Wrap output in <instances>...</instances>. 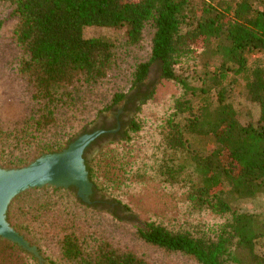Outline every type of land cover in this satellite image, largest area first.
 Here are the masks:
<instances>
[{"label": "trees", "instance_id": "16d2710c", "mask_svg": "<svg viewBox=\"0 0 264 264\" xmlns=\"http://www.w3.org/2000/svg\"><path fill=\"white\" fill-rule=\"evenodd\" d=\"M2 10L0 35L10 20L11 61L30 101L26 121L6 132L12 143L2 150L3 166H23L80 134L116 128V119L100 127L97 118L119 103L137 114L157 96L156 82H146L153 64L160 80L178 88L153 131L151 164L133 163L141 147L135 150L132 141L143 121L121 116L117 129L100 134L83 152L94 188L89 203L73 185L30 188L11 202V224L50 264L51 247L74 264H178L118 242L99 228L95 214L131 226L147 248L197 264H264L254 252L264 238V219L236 206L264 194V62H248L249 54L264 50V0H0ZM92 25L124 27L127 45L150 47L149 58L133 65L128 89L113 91L99 105L90 103L118 63L117 45L84 37V27ZM238 86L258 106L255 121H242L230 100ZM190 136H209L215 146L197 153ZM13 147L19 154L11 157ZM143 183L179 192L191 212L212 220H141L110 193L114 186L136 189ZM32 260L0 237V264Z\"/></svg>", "mask_w": 264, "mask_h": 264}, {"label": "rangeland", "instance_id": "374dc122", "mask_svg": "<svg viewBox=\"0 0 264 264\" xmlns=\"http://www.w3.org/2000/svg\"><path fill=\"white\" fill-rule=\"evenodd\" d=\"M0 15L4 16L5 11L2 10ZM8 21L5 23V27L2 30L3 32L0 35V165L5 168L11 167L2 165V150L6 148L7 145L12 143L8 137V133L6 135V132L19 127L24 121H26L30 113V101L28 99V93L25 90L24 82L18 75L16 65L11 61V57L14 56V42L12 40L11 24ZM83 35L86 38L96 36L104 37L115 42L117 45L116 55L118 63L112 70L108 79L105 81V84L98 90L97 97H95L90 103V105H92L98 101L99 105L101 104V101L107 100L113 91L128 89L133 65L140 60L149 58L150 47L147 42H144L139 47L127 45L125 43L126 34L124 27L114 28L94 25L85 26L83 29ZM253 59H258L264 62V50L248 55V62ZM189 73L194 74L192 70H189ZM147 81L156 82L158 87L157 96L154 101L143 106L137 114L136 112L131 113L129 111H124L122 106L123 104L119 103L115 110L110 109L104 111L97 118L99 124L106 121V119L114 120L115 115H120L119 117L122 116L123 119L135 117L137 120L139 119L143 121L144 126L137 135V138L132 141L134 142L135 150L137 147H141L138 153L132 155L133 157L135 156V161L133 162L134 164H140L144 161L149 162L150 164L152 163L150 156L152 147L154 146L151 142L156 136H154L153 131L156 130L157 126H160L159 123L161 122V118L164 117L170 109L172 97L178 91L175 84L162 79L160 80L157 64H153L151 66L149 75L146 79V82ZM230 100L235 109L238 111L239 118L242 121H255L257 119L259 111L258 106L246 98L245 91L242 87L238 86L234 88L230 95ZM189 138L191 145L197 153H205L215 146L213 139L209 136H190ZM142 141H146L145 144L147 145L140 144ZM16 150V147L12 148L11 157H13L14 152L18 153ZM120 151L121 150L118 149L117 152ZM40 154L31 156L27 163ZM129 158L132 159V157ZM154 159L155 158H153V162ZM93 191L94 188L92 184V193ZM110 193L119 197L123 203L128 204L131 211L134 212L137 218L141 220L152 218L166 224H181L191 221L192 219V221L212 220L211 215L191 212L189 207H187L181 198L179 192H176L175 190H172L171 192L162 191L160 190V187H156L153 184L143 183L136 187V189L131 186L127 187L126 185L114 186L110 189ZM236 206L240 210L255 213L264 219V194L255 198L238 200L236 202ZM8 208L6 217L10 225L13 226L11 224L10 216L8 215ZM94 219L96 220L95 223L103 232L112 234L118 242L133 245L136 250L144 251L154 260L173 261L178 264H197L194 260L187 256L164 253L145 247L139 241L131 226L127 224L111 222L109 218L96 214L94 215ZM27 240L30 244L37 247L43 258L42 262H39L34 256L27 252L31 258H33L31 264H50L48 259H46V256L40 251L38 245L29 239ZM48 252L53 259L54 264H74L72 262L62 261L53 247H51ZM254 252L256 255L264 257V238H260L256 241ZM246 258L247 257L245 255L242 256L244 262H247Z\"/></svg>", "mask_w": 264, "mask_h": 264}, {"label": "water", "instance_id": "95a60500", "mask_svg": "<svg viewBox=\"0 0 264 264\" xmlns=\"http://www.w3.org/2000/svg\"><path fill=\"white\" fill-rule=\"evenodd\" d=\"M114 129H97L77 136L65 147L42 153L21 167L5 168L0 165V237L8 239L34 256L43 258L37 247L24 238L7 220V208L19 193L34 187L65 188L73 185L84 202H90L92 183L83 159L86 147L100 134Z\"/></svg>", "mask_w": 264, "mask_h": 264}, {"label": "flooded vegetation", "instance_id": "af4514ba", "mask_svg": "<svg viewBox=\"0 0 264 264\" xmlns=\"http://www.w3.org/2000/svg\"><path fill=\"white\" fill-rule=\"evenodd\" d=\"M114 119H116L117 121V124L119 125V116L118 115H115L114 116ZM111 125H113V119H111V120H108V119H106V121H104V122H101L98 126H100V127H106V126H111ZM117 125V127L116 128H110V129H117L119 126ZM109 129V130H110Z\"/></svg>", "mask_w": 264, "mask_h": 264}]
</instances>
